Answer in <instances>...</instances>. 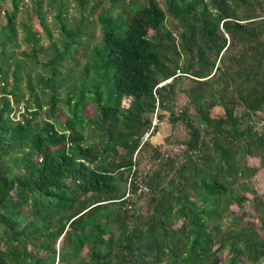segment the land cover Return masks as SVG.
I'll use <instances>...</instances> for the list:
<instances>
[{
  "label": "trees",
  "instance_id": "trees-1",
  "mask_svg": "<svg viewBox=\"0 0 264 264\" xmlns=\"http://www.w3.org/2000/svg\"><path fill=\"white\" fill-rule=\"evenodd\" d=\"M23 1L0 0V264H264V0H74V24ZM22 10L47 46L25 20L15 51Z\"/></svg>",
  "mask_w": 264,
  "mask_h": 264
},
{
  "label": "rangeland",
  "instance_id": "rangeland-1",
  "mask_svg": "<svg viewBox=\"0 0 264 264\" xmlns=\"http://www.w3.org/2000/svg\"><path fill=\"white\" fill-rule=\"evenodd\" d=\"M8 0H6L7 2ZM159 3H162V0H157ZM4 2V4H2L1 6V10H0V22L3 24L4 23V18H3V14H4V8H8V3ZM94 3H99V6L96 9V15L100 14V12H104L106 11L109 7H110V2L109 0H93ZM128 0H125L124 3H127ZM48 3V0H46V4ZM23 8H30V0H24L23 1ZM64 15L65 18H67L68 20V24H74L75 21L79 18L80 16V12L78 7L76 6V3L74 2V0H67L65 6H64ZM53 15L54 12H46L45 18H46V23L48 26V29L52 35V40L56 41L58 36H59V28L57 27L56 23L53 21ZM25 20H29L32 24V30L38 33V36L40 38L39 43H41L43 46H47L49 44V39L46 35V33L41 29V27L38 25V21L35 15H33L31 12L29 13V18H27V16L24 15L23 10L21 11L20 15L17 17V28H18V35H19V49H15V51L18 50H23L26 49L27 46L22 42V36H23V32L21 31V28L19 27V22L20 21H25ZM169 22V21H168ZM100 27L98 25V23L95 21L94 26H92L89 29L90 32V36L93 37V41L91 42H84L83 44V48H78L77 51L74 53V61L78 62L79 64H83L86 60L87 57L89 55V51L90 49H92L93 45L95 44V41L97 40L100 31H99ZM175 32V31H174ZM85 44L87 45L85 47ZM70 65H73V62L71 60L66 61L64 63L65 68L70 67ZM81 69V66H76L74 68V73H77L79 70ZM26 98V97H25ZM184 106H186V101L184 98L179 97L175 103V109L179 110L182 109ZM87 110L89 111V113H91V107H88ZM189 111H191V113L193 114V110L192 108L189 107ZM237 112H241L239 109L237 110ZM220 113H223V110L220 107H214L212 109V114L215 116H219ZM17 114V113H16ZM15 114V116H16ZM263 118L262 115L257 112L256 114L253 115L252 121L251 123L254 125V127L257 128L258 131H264V120L262 121ZM198 119V118H197ZM196 119V120H197ZM198 121V120H197ZM171 130V127L169 126L168 129L165 128L163 129V133H165V135L163 137H161V140L164 139V137L169 134ZM184 133L183 128L180 125H175V127L172 129L171 134L169 135L170 137V144L167 145V148L165 147V151H169L170 153H172L173 155H178L180 154V150H181V136ZM248 163L250 165H257L258 163V159L256 156L254 157H249L248 158ZM143 164L145 165V170H149L150 168L153 169L154 168V164L149 161L148 159H143L142 163H141V167H143ZM156 168V167H155ZM154 168V169H155ZM249 207V206H247ZM250 208V207H249ZM250 220L251 219H245ZM252 222L254 223L255 220L252 219Z\"/></svg>",
  "mask_w": 264,
  "mask_h": 264
},
{
  "label": "built area",
  "instance_id": "built-area-1",
  "mask_svg": "<svg viewBox=\"0 0 264 264\" xmlns=\"http://www.w3.org/2000/svg\"><path fill=\"white\" fill-rule=\"evenodd\" d=\"M158 125V117H157V114H156V111L153 115V118H152V121H151V126H150V129L144 134L143 138H142V142L143 141H146L149 137V135L151 134V132L154 130V128ZM148 188L145 187V186H140V188L138 189V193H143V194H146L148 193ZM130 193H129V190L127 189L126 193H125V197H130Z\"/></svg>",
  "mask_w": 264,
  "mask_h": 264
},
{
  "label": "crops",
  "instance_id": "crops-1",
  "mask_svg": "<svg viewBox=\"0 0 264 264\" xmlns=\"http://www.w3.org/2000/svg\"><path fill=\"white\" fill-rule=\"evenodd\" d=\"M163 129L164 127L162 125H160V128L158 129V132L156 133V139L158 140V138H161L165 135L166 132L163 133Z\"/></svg>",
  "mask_w": 264,
  "mask_h": 264
},
{
  "label": "bare ground",
  "instance_id": "bare-ground-1",
  "mask_svg": "<svg viewBox=\"0 0 264 264\" xmlns=\"http://www.w3.org/2000/svg\"><path fill=\"white\" fill-rule=\"evenodd\" d=\"M135 114H136V113H135ZM131 115H132V114H131ZM131 115H130V117H132ZM134 117H135V116H134ZM65 119H66V118H65ZM126 120H127V119H126ZM65 121H66V120H65ZM110 127H112V126H110ZM90 128H91V127H90ZM83 129H84V128H83ZM107 129H108V128H107ZM99 131H100V130H99ZM78 132H79V131H78ZM141 137H142V136H141ZM143 145H144V143H143ZM147 147H148V146H147ZM149 147H150V146H149ZM151 147H152V146H151ZM152 148H153V147H152ZM146 152H147V151H146ZM145 154H146V153H145ZM138 155H139V154H138ZM137 158H138V157H137ZM135 160H136V158H135ZM135 166H136V165H135ZM127 170H128V169H127ZM135 171H136V170H135ZM133 176H134V175H133Z\"/></svg>",
  "mask_w": 264,
  "mask_h": 264
}]
</instances>
